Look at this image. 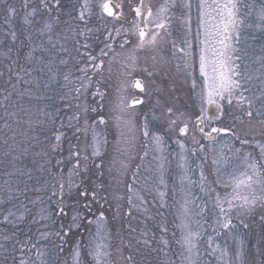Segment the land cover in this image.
<instances>
[{
  "label": "snow or ice",
  "instance_id": "obj_1",
  "mask_svg": "<svg viewBox=\"0 0 264 264\" xmlns=\"http://www.w3.org/2000/svg\"><path fill=\"white\" fill-rule=\"evenodd\" d=\"M0 264H264V0H0Z\"/></svg>",
  "mask_w": 264,
  "mask_h": 264
}]
</instances>
